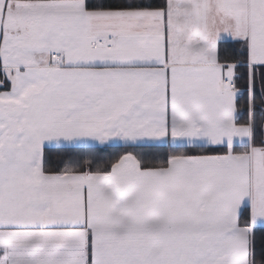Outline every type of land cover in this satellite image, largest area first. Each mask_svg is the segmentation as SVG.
Segmentation results:
<instances>
[{
    "label": "snow or ice",
    "instance_id": "obj_1",
    "mask_svg": "<svg viewBox=\"0 0 264 264\" xmlns=\"http://www.w3.org/2000/svg\"><path fill=\"white\" fill-rule=\"evenodd\" d=\"M0 264H264V0H0Z\"/></svg>",
    "mask_w": 264,
    "mask_h": 264
}]
</instances>
